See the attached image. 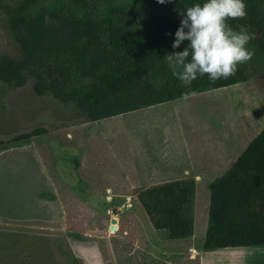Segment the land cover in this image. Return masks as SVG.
Segmentation results:
<instances>
[{
	"label": "rangeland",
	"instance_id": "1",
	"mask_svg": "<svg viewBox=\"0 0 264 264\" xmlns=\"http://www.w3.org/2000/svg\"><path fill=\"white\" fill-rule=\"evenodd\" d=\"M17 1L0 0V55L16 60L20 53L7 9ZM33 83L30 79L13 88L0 82V140L46 130L0 148V264H264V247H202L208 184L264 128V76L252 75L237 91L197 94L212 97L207 100L188 104L195 95L175 100L187 104L177 112L156 106L97 122H88L73 104L36 96ZM180 123L184 136L193 126L195 133L209 134L204 127L216 129L217 124L222 129L241 126L245 133L237 149H228L223 171L195 180L192 236L170 240L153 228L137 196L187 178L183 172L189 170V156L171 126ZM219 151L213 148L212 159Z\"/></svg>",
	"mask_w": 264,
	"mask_h": 264
},
{
	"label": "trees",
	"instance_id": "2",
	"mask_svg": "<svg viewBox=\"0 0 264 264\" xmlns=\"http://www.w3.org/2000/svg\"><path fill=\"white\" fill-rule=\"evenodd\" d=\"M197 2L203 0H18L7 15L20 58L0 55V82L21 88L31 79L36 96L73 104L97 122L264 76V0H245L247 15L229 20L252 36L247 47L253 56L234 75L214 82L205 76L191 86L172 75L164 57L173 51L179 13ZM45 133L35 129L0 140V148ZM208 190L203 250L264 247V129ZM195 198L194 179L158 184L137 196L153 228L170 240L192 236Z\"/></svg>",
	"mask_w": 264,
	"mask_h": 264
},
{
	"label": "clouds",
	"instance_id": "3",
	"mask_svg": "<svg viewBox=\"0 0 264 264\" xmlns=\"http://www.w3.org/2000/svg\"><path fill=\"white\" fill-rule=\"evenodd\" d=\"M158 4L173 0H156ZM180 25L174 33L173 51L164 59L172 75L183 86L207 76L210 81L234 75L238 65L251 60L247 47L252 36L247 28H233L229 20L247 15L245 0H203L179 13ZM171 35V34H169ZM187 42L183 50L176 51Z\"/></svg>",
	"mask_w": 264,
	"mask_h": 264
},
{
	"label": "crops",
	"instance_id": "4",
	"mask_svg": "<svg viewBox=\"0 0 264 264\" xmlns=\"http://www.w3.org/2000/svg\"><path fill=\"white\" fill-rule=\"evenodd\" d=\"M244 83L247 84V81L243 82V84L239 83V85L240 84H241L240 86L245 85ZM239 85L235 84L233 86H228V87H224V88H220V89L224 90V89L234 88L235 91H237L238 87H240ZM220 89H217V90H220ZM199 94H201V93H199ZM225 97H226V95H225ZM195 98H200L197 100L201 101V100H207L206 98H212V97H204V96L195 94V96L190 100H194ZM213 98H217V97H213ZM217 99H219V97ZM190 100L186 101V102H189L188 104L195 102V100L194 101H190ZM172 102L173 101L163 103L160 105H156V106H159L158 108H166V107L172 106V107H174L173 109L176 110V112H177V110L180 109V107L182 105L187 106L186 103H181L179 105V104H175ZM228 105H232V104H228ZM234 105L229 106V107L231 108ZM156 106H152V107H156ZM229 107L227 109H230ZM148 108H150V107H148ZM144 109H147V108H144ZM241 109L242 108H238L236 111L238 113L239 112L242 113L243 110H241ZM141 110H143V109H141ZM171 114L174 115L175 113H171ZM171 126H172V128L175 129V131L177 130L176 131L177 133H179V137H181V143L186 150V154L189 156V164H188L189 170L185 169V171L183 172L185 174V176L187 177L185 179H194V180L203 178L204 177L203 173H207L209 175V174L219 173V172L223 171L222 170L223 167H225L226 163H228V161H229V159H228L225 162V159L228 158L230 152L237 149V147L239 145L238 142L242 139V137L245 133V129L241 126L239 129H237L235 127L234 128L229 127L228 129H225V128L222 129L221 126H219L217 124L216 129L211 127V125L208 126V129H206L204 127V130L206 132H209V134L202 133L199 135L198 133H195V131H191L192 129H196V131H198V128H196V126H193V127L188 129V135L184 136V131H183L184 127L182 126L181 123H180V125L171 124ZM212 132L214 134H212ZM258 132L255 133L256 136L260 133V132L259 133ZM255 135L252 137L250 142L256 137ZM213 148H219L220 151L217 154H215L216 156L212 159ZM228 149H231V151L229 152ZM196 187H197V184H196ZM184 259H187V257L186 258L184 257ZM199 259H201V258L199 257Z\"/></svg>",
	"mask_w": 264,
	"mask_h": 264
},
{
	"label": "water",
	"instance_id": "5",
	"mask_svg": "<svg viewBox=\"0 0 264 264\" xmlns=\"http://www.w3.org/2000/svg\"><path fill=\"white\" fill-rule=\"evenodd\" d=\"M252 29H253V31L255 32V36L257 37V38H260V36H259V33H258V31H257V29L256 28H254V27H251ZM115 220L114 219H112L111 220V224H115Z\"/></svg>",
	"mask_w": 264,
	"mask_h": 264
},
{
	"label": "bare ground",
	"instance_id": "6",
	"mask_svg": "<svg viewBox=\"0 0 264 264\" xmlns=\"http://www.w3.org/2000/svg\"><path fill=\"white\" fill-rule=\"evenodd\" d=\"M116 230H117V225L113 224L111 226V231H112L111 233H114Z\"/></svg>",
	"mask_w": 264,
	"mask_h": 264
}]
</instances>
